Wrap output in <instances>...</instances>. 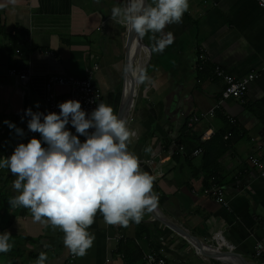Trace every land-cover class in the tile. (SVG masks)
Listing matches in <instances>:
<instances>
[{"label":"crops","instance_id":"obj_1","mask_svg":"<svg viewBox=\"0 0 264 264\" xmlns=\"http://www.w3.org/2000/svg\"><path fill=\"white\" fill-rule=\"evenodd\" d=\"M117 1L0 0V156H10L18 143L39 139V133L27 130L28 118L21 122V117L27 108L46 113L44 89L49 77L84 78L86 70L97 64L92 79L102 95L100 103L118 115L126 81L130 93H136L128 126L136 135L128 150L154 177L162 215L204 244L221 232L236 248L230 253L233 258L243 264L262 263L253 254L257 243L264 244V75L249 84L242 100L225 101L213 112L223 89L213 69L218 66L245 79L264 68V9L256 0H189L182 22L165 29L174 40L163 52L152 51L158 37H139L131 65L152 80L140 83L139 72H125L127 31L110 19ZM200 49L209 63L199 72L195 59ZM9 69H29V84L22 86L9 77ZM192 115L201 121L187 130ZM5 120L23 129L25 136H16ZM207 132L212 135L209 140L219 137L222 143H232L215 170L227 208L202 194V155L193 156V142L182 140L188 135L203 142ZM79 138L83 142L84 137ZM251 156L260 160L261 168L251 164ZM14 179L0 170V233L9 232L12 244L10 252L1 253L0 264H36L41 253L47 257L45 264H64L71 251L64 246L63 232L35 222L26 208L10 207L9 200L18 194L12 189ZM89 231L95 236L93 246L77 255L76 264H146L144 256L150 252L166 264H226L198 251L151 212L127 227L108 225L97 213Z\"/></svg>","mask_w":264,"mask_h":264},{"label":"clouds","instance_id":"obj_2","mask_svg":"<svg viewBox=\"0 0 264 264\" xmlns=\"http://www.w3.org/2000/svg\"><path fill=\"white\" fill-rule=\"evenodd\" d=\"M188 10L189 0H122L111 8L110 19L139 37H158L152 51L161 53L174 40L165 29L181 23ZM130 71L139 72L140 83H152L143 69L128 65L125 72ZM57 107L58 114L24 110L21 122L28 118L27 130L39 133V139L18 143L10 156H0V170L15 177L12 189L18 194L9 200L10 207L26 208L35 222L60 229L64 246L83 256L95 240L89 229L97 213L108 225L139 224L157 207L158 196L154 177L128 150L136 133L110 105L100 103L86 112L81 102L67 100ZM3 123L16 136H25L15 123ZM10 237L7 231L0 233V253L11 251ZM46 259L41 253L36 264Z\"/></svg>","mask_w":264,"mask_h":264},{"label":"built area","instance_id":"obj_3","mask_svg":"<svg viewBox=\"0 0 264 264\" xmlns=\"http://www.w3.org/2000/svg\"><path fill=\"white\" fill-rule=\"evenodd\" d=\"M257 3L264 9V0H256ZM15 35V33H13ZM19 51H16V54H19ZM49 55H53L49 53ZM209 63V58L206 53L200 49L196 59V70L203 71L206 65ZM98 70V65L94 64L92 67L86 70V76L84 78H75V77H56L52 76L46 80L45 89H44V102L46 105V114L48 112H56L59 113V108L57 105L59 103L65 102L67 100H77L81 102L82 109L86 112H91L98 104H100L102 100V95L93 83V76L95 72ZM7 75L11 78H16L22 86H26L29 84L31 78V72L29 69H9L7 71ZM260 75H264V68L261 71H256L255 73L249 74L245 79H237L224 71L220 67H214L213 76L215 79L220 80L223 83V89L221 92L220 99L215 104L213 112L220 110L222 104L228 100H242L248 90V86L254 80H256ZM60 89H64L65 93L60 94L58 91ZM201 121L198 115L190 116L185 124L187 130H190ZM127 126L131 124V117L129 116L127 119ZM212 137L210 132H207L203 135L202 139L207 141ZM180 151H183V148H179ZM202 149H196L192 155L193 156H201ZM251 164L255 167L261 168L262 163L259 159L254 156L248 158ZM261 176L264 177V171L261 173ZM202 194L205 197L213 198L216 203L220 206L227 208V203L224 200V191L215 183V178L211 179V185L202 190ZM118 237L117 240H119ZM206 244L210 246L212 249L219 251L232 253L236 250V248L232 245H229L224 240L222 233L218 232L214 234L210 239L205 240ZM264 255V244L257 243L254 249L253 257L257 262H262L259 264H264L261 261ZM144 260L146 264H166V261L157 256L154 252H150L144 256ZM77 255L72 252L69 253L68 257L64 264H76Z\"/></svg>","mask_w":264,"mask_h":264},{"label":"water","instance_id":"obj_4","mask_svg":"<svg viewBox=\"0 0 264 264\" xmlns=\"http://www.w3.org/2000/svg\"><path fill=\"white\" fill-rule=\"evenodd\" d=\"M128 35H129V32L125 34L124 41L126 42V49L128 52L127 64L131 65L132 61L135 58L134 49L136 45L138 44L139 36L136 35L135 33H130V36ZM135 96H136V93L133 95L130 93V87L129 85H127V81H126L125 101H124L123 107L121 108V111L118 114L119 118L127 121L128 117L131 115L132 109L135 104ZM140 164H141L142 170L150 173L147 165H144V163H141V162ZM151 213L157 221H159L165 227L169 228L170 230L175 232L177 235L185 239L188 243H190L192 246L198 249V251L202 252L208 257L218 259L219 261H222L223 263H226V264H243L239 260L233 258V256L230 253L216 251L212 249L210 246L204 243H201L193 239L191 236L187 235L184 231H182L181 229L173 225L164 215H162L158 207L152 210Z\"/></svg>","mask_w":264,"mask_h":264},{"label":"trees","instance_id":"obj_5","mask_svg":"<svg viewBox=\"0 0 264 264\" xmlns=\"http://www.w3.org/2000/svg\"><path fill=\"white\" fill-rule=\"evenodd\" d=\"M191 130V129H190ZM182 140L185 141H192L193 146V153L196 149L201 148L202 149V162H203V173H204V187L207 188L211 185V179L215 178V170L218 165V160L221 158L228 150L231 148L232 143L230 142H223L222 139H219L217 137L216 139L209 140V141H201L198 138L195 137H189L188 135L184 136ZM182 140L179 141L180 144H182ZM219 142V145L217 143ZM4 254V253H3ZM1 255V253H0ZM1 258V256H0ZM12 264H17L15 262H12Z\"/></svg>","mask_w":264,"mask_h":264},{"label":"bare ground","instance_id":"obj_6","mask_svg":"<svg viewBox=\"0 0 264 264\" xmlns=\"http://www.w3.org/2000/svg\"><path fill=\"white\" fill-rule=\"evenodd\" d=\"M128 36H130V33H129V35ZM136 48V47H135ZM134 55H135V60H136V49H134ZM139 90V89H138Z\"/></svg>","mask_w":264,"mask_h":264},{"label":"rangeland","instance_id":"obj_7","mask_svg":"<svg viewBox=\"0 0 264 264\" xmlns=\"http://www.w3.org/2000/svg\"><path fill=\"white\" fill-rule=\"evenodd\" d=\"M117 2H118V4H119V6L122 5V1L118 0Z\"/></svg>","mask_w":264,"mask_h":264}]
</instances>
